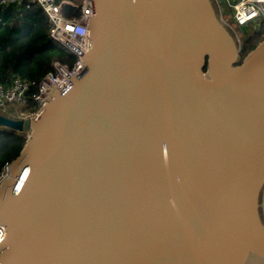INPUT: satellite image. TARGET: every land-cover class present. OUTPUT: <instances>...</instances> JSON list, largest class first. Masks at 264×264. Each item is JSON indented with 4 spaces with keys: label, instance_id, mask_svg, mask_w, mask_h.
<instances>
[{
    "label": "water",
    "instance_id": "water-1",
    "mask_svg": "<svg viewBox=\"0 0 264 264\" xmlns=\"http://www.w3.org/2000/svg\"><path fill=\"white\" fill-rule=\"evenodd\" d=\"M90 1L80 72L0 113V264H264V38L239 62L215 0Z\"/></svg>",
    "mask_w": 264,
    "mask_h": 264
},
{
    "label": "trees",
    "instance_id": "trees-1",
    "mask_svg": "<svg viewBox=\"0 0 264 264\" xmlns=\"http://www.w3.org/2000/svg\"><path fill=\"white\" fill-rule=\"evenodd\" d=\"M49 20L37 3H21L0 7V83L11 85L14 78L38 82L58 62L72 67L75 55L48 36ZM240 60L264 38V22L258 29L242 34ZM27 93L24 112H33L32 96ZM26 141L24 132L0 130V173L20 152Z\"/></svg>",
    "mask_w": 264,
    "mask_h": 264
},
{
    "label": "built area",
    "instance_id": "built-area-1",
    "mask_svg": "<svg viewBox=\"0 0 264 264\" xmlns=\"http://www.w3.org/2000/svg\"><path fill=\"white\" fill-rule=\"evenodd\" d=\"M21 3L27 5L37 3L49 20V38L63 45L76 57L72 67L53 62L52 70L47 72L38 82L14 78L8 87H4L0 83V108L13 106L14 111L9 116L25 119L31 118L41 106H44L46 102L45 92L51 84L80 72L84 64L81 59L82 53H85L89 48L88 24L92 5L90 0H0V7ZM216 3L221 20L231 29H233L232 22L239 27H259L264 22V0H216ZM66 4L70 5V8L63 12L62 8ZM34 86L37 88V92L32 96L35 110L27 113L23 111V108L28 105L27 93ZM9 171L10 163H7L0 173V183L8 176ZM262 214L264 218V191L262 194ZM5 235V226L0 224V241L4 239Z\"/></svg>",
    "mask_w": 264,
    "mask_h": 264
},
{
    "label": "rangeland",
    "instance_id": "rangeland-1",
    "mask_svg": "<svg viewBox=\"0 0 264 264\" xmlns=\"http://www.w3.org/2000/svg\"><path fill=\"white\" fill-rule=\"evenodd\" d=\"M216 1V0H215ZM217 4V3H216ZM218 7V5H217ZM227 8V7H226ZM226 17H229L228 15H226ZM233 24V32L235 33L236 35V38L237 40L240 41V43L242 42V33H250L252 32L254 29H258L259 27L257 26H242V27H239L237 26L234 22H232ZM241 31V32H240ZM14 111V107L13 106H7L5 108H0V113L3 114V115H6V116H9L12 114V112ZM1 130V129H0Z\"/></svg>",
    "mask_w": 264,
    "mask_h": 264
},
{
    "label": "flooded vegetation",
    "instance_id": "flooded-vegetation-1",
    "mask_svg": "<svg viewBox=\"0 0 264 264\" xmlns=\"http://www.w3.org/2000/svg\"><path fill=\"white\" fill-rule=\"evenodd\" d=\"M241 32V31H240ZM243 34V33H242Z\"/></svg>",
    "mask_w": 264,
    "mask_h": 264
}]
</instances>
